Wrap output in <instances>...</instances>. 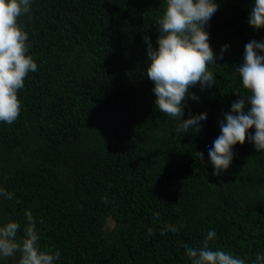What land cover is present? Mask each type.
Here are the masks:
<instances>
[{
	"label": "trees",
	"instance_id": "1",
	"mask_svg": "<svg viewBox=\"0 0 264 264\" xmlns=\"http://www.w3.org/2000/svg\"><path fill=\"white\" fill-rule=\"evenodd\" d=\"M217 3L205 26L215 82L189 89L198 100L186 98L182 116L206 119L185 134L156 108L146 73L145 37L158 47L165 0H32L20 23L37 70L18 119L0 122V188L12 194L0 195V225L17 222L22 239L30 214L55 264H191L185 245L202 247L209 231L213 250L246 264L264 255V152L246 139L219 176L208 155L232 103L249 95L235 68L264 29L248 23L254 0Z\"/></svg>",
	"mask_w": 264,
	"mask_h": 264
},
{
	"label": "clouds",
	"instance_id": "2",
	"mask_svg": "<svg viewBox=\"0 0 264 264\" xmlns=\"http://www.w3.org/2000/svg\"><path fill=\"white\" fill-rule=\"evenodd\" d=\"M31 2L0 0V122L9 125L20 115L18 93L24 87L25 78L29 72L37 70V64L28 54V33L20 23V18L31 12ZM218 7L217 0H165V10L156 21L159 25L158 47L154 49L145 37L150 60L146 73L154 84L155 106L161 113L181 121L178 132H198L200 121L206 119L204 113L190 115L188 119H182V116L186 98L198 100L189 89L197 84L201 90L212 88L215 82L208 66L215 63L217 57L205 26ZM248 23L254 29H264V0H254ZM221 52L219 59L224 58V49ZM235 70L249 95L233 102L231 111L220 122L221 134L208 152L216 176L229 168L234 157L233 147L243 145L246 139L254 143L258 152H264V41L248 42L243 63ZM253 128L255 132L250 134L249 129ZM197 156L204 160L203 153H197ZM0 195L12 198V194L2 188ZM28 221L22 239L17 238L20 229L17 222L0 225V260L19 253L18 264H55L59 251H42L30 214ZM166 230L175 233L179 229L167 225ZM215 238V231H209L202 247L185 245L191 264H246L245 259L234 253L213 250L209 242ZM255 264H264V255H257Z\"/></svg>",
	"mask_w": 264,
	"mask_h": 264
}]
</instances>
